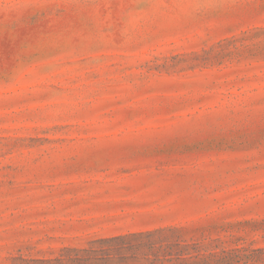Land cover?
Returning <instances> with one entry per match:
<instances>
[{
  "label": "rangeland",
  "instance_id": "obj_1",
  "mask_svg": "<svg viewBox=\"0 0 264 264\" xmlns=\"http://www.w3.org/2000/svg\"><path fill=\"white\" fill-rule=\"evenodd\" d=\"M121 247L264 264V0H0V264Z\"/></svg>",
  "mask_w": 264,
  "mask_h": 264
},
{
  "label": "trees",
  "instance_id": "obj_2",
  "mask_svg": "<svg viewBox=\"0 0 264 264\" xmlns=\"http://www.w3.org/2000/svg\"><path fill=\"white\" fill-rule=\"evenodd\" d=\"M167 230L168 231H176L177 229L175 227H168V228H160V229H156V230H152V231H146V232L130 233V234L121 235L118 237L108 239L104 242L124 241V240L130 239V238L136 239V238L147 237L149 240L145 245H143V247L147 246L150 249V252L154 253L156 250L155 249L156 241L154 240V238L157 237V235H160L161 233H163L164 231H167ZM141 247L142 246L140 244V246H138L137 248H141ZM169 248H170V250L166 251L167 254H169V256H173L174 254H177V256H179V257L191 255V252L188 250V248H189L188 245H186L181 251H177L176 253L173 249L174 247H169ZM126 250H129V249H125V247H121V248H118L116 250L104 249L102 251H104L107 256L103 257L102 261L106 264H116L115 262H117L119 260H122V261L125 260L126 261V259H124V257H118L122 254L123 251H126ZM74 251L79 253V254L83 253L85 255L83 257H73L72 259H70V261L72 263L77 262V264H88L92 259L91 253L95 252V250H92V249H74ZM111 252H116L115 257H113L111 255L112 254ZM196 252H197V254L195 256L203 255V257H206V254H199L200 250H197ZM209 255L214 256L215 253H209ZM192 257H193V255H192ZM151 264H156V263L154 261Z\"/></svg>",
  "mask_w": 264,
  "mask_h": 264
}]
</instances>
